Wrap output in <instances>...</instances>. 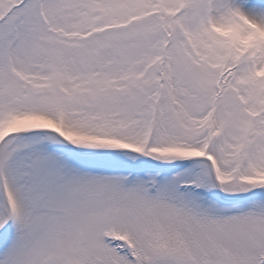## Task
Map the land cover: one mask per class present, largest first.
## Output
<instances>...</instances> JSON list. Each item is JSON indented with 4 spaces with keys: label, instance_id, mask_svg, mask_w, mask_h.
<instances>
[{
    "label": "snow or ice",
    "instance_id": "1",
    "mask_svg": "<svg viewBox=\"0 0 264 264\" xmlns=\"http://www.w3.org/2000/svg\"><path fill=\"white\" fill-rule=\"evenodd\" d=\"M0 264H264V0H0Z\"/></svg>",
    "mask_w": 264,
    "mask_h": 264
}]
</instances>
